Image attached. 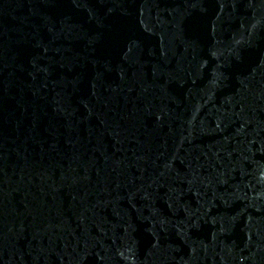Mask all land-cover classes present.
Here are the masks:
<instances>
[{
  "label": "water",
  "instance_id": "95a60500",
  "mask_svg": "<svg viewBox=\"0 0 264 264\" xmlns=\"http://www.w3.org/2000/svg\"><path fill=\"white\" fill-rule=\"evenodd\" d=\"M0 264H264V0H0Z\"/></svg>",
  "mask_w": 264,
  "mask_h": 264
}]
</instances>
